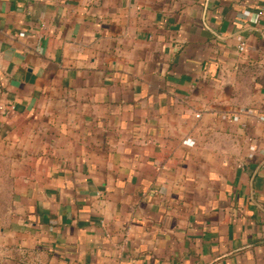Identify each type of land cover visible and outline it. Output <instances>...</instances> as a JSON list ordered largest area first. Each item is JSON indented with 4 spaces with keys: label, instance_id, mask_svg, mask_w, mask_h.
<instances>
[{
    "label": "crops",
    "instance_id": "1",
    "mask_svg": "<svg viewBox=\"0 0 264 264\" xmlns=\"http://www.w3.org/2000/svg\"><path fill=\"white\" fill-rule=\"evenodd\" d=\"M0 190V264H264V0H0Z\"/></svg>",
    "mask_w": 264,
    "mask_h": 264
},
{
    "label": "rangeland",
    "instance_id": "2",
    "mask_svg": "<svg viewBox=\"0 0 264 264\" xmlns=\"http://www.w3.org/2000/svg\"><path fill=\"white\" fill-rule=\"evenodd\" d=\"M2 186V185H1ZM7 206V198L5 197V191L0 190V208Z\"/></svg>",
    "mask_w": 264,
    "mask_h": 264
},
{
    "label": "built area",
    "instance_id": "3",
    "mask_svg": "<svg viewBox=\"0 0 264 264\" xmlns=\"http://www.w3.org/2000/svg\"><path fill=\"white\" fill-rule=\"evenodd\" d=\"M244 50V43L241 42L239 45V51H243Z\"/></svg>",
    "mask_w": 264,
    "mask_h": 264
}]
</instances>
